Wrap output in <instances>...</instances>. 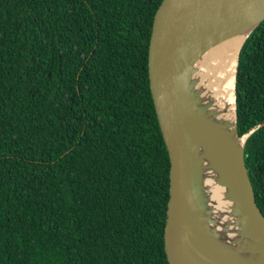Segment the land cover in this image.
Returning <instances> with one entry per match:
<instances>
[{"label":"trees","instance_id":"16d2710c","mask_svg":"<svg viewBox=\"0 0 264 264\" xmlns=\"http://www.w3.org/2000/svg\"><path fill=\"white\" fill-rule=\"evenodd\" d=\"M162 0H0V264H169L149 80ZM264 215V20L236 77Z\"/></svg>","mask_w":264,"mask_h":264},{"label":"water","instance_id":"95a60500","mask_svg":"<svg viewBox=\"0 0 264 264\" xmlns=\"http://www.w3.org/2000/svg\"><path fill=\"white\" fill-rule=\"evenodd\" d=\"M153 19L148 67L170 163L163 230L169 264H248L231 256L205 225L204 160L217 173L264 259V215L255 200L245 156L247 138L257 128L240 136L236 103L240 53L264 20V0H162ZM244 36L231 136L199 110L192 84L206 54Z\"/></svg>","mask_w":264,"mask_h":264},{"label":"bare ground","instance_id":"6f19581e","mask_svg":"<svg viewBox=\"0 0 264 264\" xmlns=\"http://www.w3.org/2000/svg\"><path fill=\"white\" fill-rule=\"evenodd\" d=\"M244 39L245 36L206 54L192 84L193 99L199 110L206 114L209 122L231 136L234 135L232 127L236 114L235 75ZM209 164L205 160L202 162L205 225L231 256L248 264H264V259L254 248L255 243L249 239V230L235 212L226 188L221 186L217 173Z\"/></svg>","mask_w":264,"mask_h":264}]
</instances>
